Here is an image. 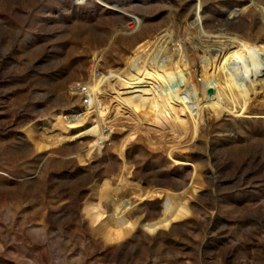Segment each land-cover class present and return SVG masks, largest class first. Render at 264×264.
Wrapping results in <instances>:
<instances>
[{
    "label": "rangeland",
    "instance_id": "obj_1",
    "mask_svg": "<svg viewBox=\"0 0 264 264\" xmlns=\"http://www.w3.org/2000/svg\"><path fill=\"white\" fill-rule=\"evenodd\" d=\"M197 19L204 46L236 35L250 49L247 113L207 106L198 124L191 110L182 137L114 119L110 85L145 38L183 32L199 78L203 48L185 30ZM101 75L93 94L85 84ZM56 109L63 128L49 132ZM101 177L125 199L143 195L130 207L133 235L113 244L81 214ZM0 264H264V0H0Z\"/></svg>",
    "mask_w": 264,
    "mask_h": 264
},
{
    "label": "bare ground",
    "instance_id": "obj_2",
    "mask_svg": "<svg viewBox=\"0 0 264 264\" xmlns=\"http://www.w3.org/2000/svg\"><path fill=\"white\" fill-rule=\"evenodd\" d=\"M202 24V20L197 19L185 25V30L193 31L189 33L190 40L203 48L199 58V78L196 73L197 66L185 59L186 39L183 32H179L176 39H164L162 43L160 41L164 35H159L160 37L156 39L139 40L132 55L127 59L125 73L116 78L120 87L110 85L113 90L110 102L113 103L114 119L123 115L134 121L136 127L145 129L147 134L167 132L182 137L188 130L185 116L191 110H194L198 124L204 120L203 109L207 106L217 114L233 110V107L234 112L247 113L246 106L249 100L245 95L251 87L253 88L258 72L249 61L243 59L249 56L250 49L240 44L236 35H230L231 39L223 45L207 43L208 46H204L206 42L199 33ZM127 27L132 29L133 25L128 23ZM224 30L217 29L214 32L215 37H223L221 32ZM171 41H174L172 47L169 46ZM104 77L91 76L85 87L93 94H97ZM105 80L107 81L108 77ZM201 82L207 84L203 91L200 90ZM208 88H211V92H208ZM213 89L214 93L211 95ZM43 124L49 132L62 129L63 110L56 109L51 112ZM193 132L194 135L197 132L196 123ZM108 133L101 132L94 144H100ZM131 134L132 132L127 133L122 140L120 153L125 142L130 140ZM37 146L41 148L49 145L38 143ZM174 148L167 151L170 157L175 154ZM188 160L182 159L183 162ZM193 167L195 169V165ZM188 186L194 192L200 185L198 186L193 178ZM117 189L110 186L107 178L101 177L92 184L90 193L81 206V214L92 232L107 244L128 239L133 235L140 218L130 213V207L133 198H140L143 195L139 196L138 189L132 190L130 198L125 199ZM158 192L159 196L167 199L180 195L189 198L187 190L176 193L171 189L161 188ZM153 195L155 193L150 192L149 196ZM123 203L125 205L122 206Z\"/></svg>",
    "mask_w": 264,
    "mask_h": 264
},
{
    "label": "water",
    "instance_id": "obj_3",
    "mask_svg": "<svg viewBox=\"0 0 264 264\" xmlns=\"http://www.w3.org/2000/svg\"><path fill=\"white\" fill-rule=\"evenodd\" d=\"M208 92H211V88H208ZM144 232V231H143ZM146 235H149L147 234L146 232H144Z\"/></svg>",
    "mask_w": 264,
    "mask_h": 264
}]
</instances>
